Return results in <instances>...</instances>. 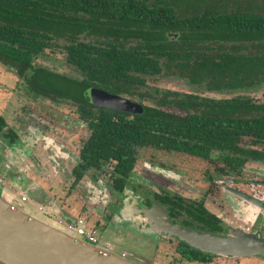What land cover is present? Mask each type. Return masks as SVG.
<instances>
[{"label":"trees","instance_id":"trees-1","mask_svg":"<svg viewBox=\"0 0 264 264\" xmlns=\"http://www.w3.org/2000/svg\"><path fill=\"white\" fill-rule=\"evenodd\" d=\"M258 12L264 0H0V65L33 97L83 106L92 87L149 103L131 119L97 111L88 121L84 165L115 161V173L126 176L135 153L150 147L201 158L218 151L233 171L264 160V103L202 95L264 89ZM50 48L61 49L81 80L33 65ZM153 77L182 81L189 92L148 87ZM160 201L172 214L187 208L180 198ZM178 252L186 261L207 258L184 243Z\"/></svg>","mask_w":264,"mask_h":264},{"label":"flooded vegetation","instance_id":"flooded-vegetation-1","mask_svg":"<svg viewBox=\"0 0 264 264\" xmlns=\"http://www.w3.org/2000/svg\"><path fill=\"white\" fill-rule=\"evenodd\" d=\"M258 13L261 15L264 14V12ZM76 76L77 79H69L81 80L80 74L76 73ZM91 89L103 91L92 87L86 89L83 95L85 104L83 106L75 105L70 100H60L51 96L33 97L26 91V93L33 98H41L56 105L64 104L75 108L74 114H69V116H75L76 114V121L82 123L84 137L82 138L79 135V138H76V136L72 135V138H69L66 135L65 139H68V144L69 141L75 142V140L76 144H78L72 154L69 152L68 146L64 144L65 139L58 141L46 137L38 151V153L41 151V155H36L33 152L29 153L34 145V142L30 141L29 138L26 139V143L28 144L22 146V151L20 150L16 153L15 150L21 145V141L16 134L8 128L0 115L4 122L0 130V152L4 150L11 151V155L7 154L11 159L3 160L2 157L4 155L0 153V185L2 187L7 188L9 191H13L18 188H28L31 184L35 183L44 184L45 191L44 189H40L42 191L41 200H39L38 203L34 202L39 212L61 225L70 223L76 218H81L88 228L93 229L96 244L112 251L114 247L111 244L106 242H104L105 244H99V240L96 239L101 227L105 226L106 223L110 224L112 220L118 223L131 222L132 229L141 230L142 233L153 236L155 241L162 240L163 238H166L167 241H174V252L179 256L180 260L189 264L199 263L196 261H186L182 258L178 252V247L180 243L184 242L175 237H166L156 231L150 232L149 221L140 210L150 209L152 205L164 209L167 214V219L171 224L180 225L192 231L218 237H227L229 236L228 231L230 229H236L264 242V177L258 178L257 176H252L251 178H242L244 168L247 164L264 167V160L248 159L239 169L230 171L228 166L224 163L221 153L218 151H210L209 156L201 158L173 151L144 147L135 153L133 167L126 176L115 173V161L110 160L108 162H101L100 165L95 168L84 165L81 159V151L91 133L88 128V121L93 119L97 111L106 110L119 115L118 117L122 119H131L132 116L141 115L143 111L142 107L149 104L147 101L139 103L137 99H130L123 94H112L103 91L139 105L141 107V112L128 113L94 106L87 95ZM164 110L168 112H179L174 109ZM64 119L65 124H63V128L65 130H68L67 128L76 124V122L72 120L73 118H69L71 119L70 123H67V118ZM242 143L245 145L247 142L243 141ZM263 148L262 151L264 152ZM146 149L165 154H175L180 157L206 163L207 166L211 167V172L209 174L206 173L205 186L202 187V189L207 193V189L210 188L211 194L207 193V197H202V199L184 198L177 192L171 193L163 188H159L158 191L146 190V196L144 198L137 196L138 189H142L141 184L135 183V180L132 178L134 176L135 165L138 162L139 151ZM30 162L34 163L35 169L30 165ZM151 165L153 166L152 174H154L156 178H160L172 184V181H176L179 178V173L171 168L164 167L159 163ZM39 179L42 181H38ZM57 191L61 195L62 201L69 199V196H73V201L79 205L78 212L80 216L70 220V222H66L61 217H58L57 213L51 210L53 200L46 198V192H52L54 194L58 193ZM228 195H230L231 198L226 202L227 200H225V197ZM109 196H111V198H109ZM164 197L180 198L184 201V207L187 208L175 210V213L172 214L167 206L160 201V198ZM25 198L28 201L30 200V198ZM97 202L101 205V210H97L95 206ZM178 211L180 212L179 215L176 214ZM186 245L191 250L200 252L207 257L205 262L199 264H209L215 257L233 258L204 253L188 244ZM121 256L126 257L125 254H121ZM249 258H260L264 260L259 256Z\"/></svg>","mask_w":264,"mask_h":264},{"label":"rangeland","instance_id":"rangeland-1","mask_svg":"<svg viewBox=\"0 0 264 264\" xmlns=\"http://www.w3.org/2000/svg\"><path fill=\"white\" fill-rule=\"evenodd\" d=\"M64 58L65 55L61 49L50 48L45 50L41 57L34 59L33 65L64 75L68 78L77 79L76 73L65 65ZM146 85L161 90L183 93L189 92L188 87L182 81L174 79L148 78L146 80ZM203 96L213 99L241 96L250 98L254 102L264 103V89L255 93H237L232 96L211 93H205ZM74 109V107L68 105H56L45 99L33 98L26 93L21 82L0 65V115L8 128L12 130L21 141V145L15 150L16 153L20 150L22 151V146H24V144H28L26 143L27 138L34 142L29 153L33 152L36 155L42 154L41 151L39 153L38 151L46 138L58 141L65 139L66 135L69 138H72V135L76 136V138H79L80 135L83 138L82 123L76 121V114L75 116H69V114H74ZM64 118L68 119L67 123L71 122L69 118H73L72 120H74L76 124L67 128L68 130H65L63 128V124H65ZM65 140L64 144L68 146L69 152H71V154L74 153L76 145H78L76 144V140L75 142L69 141V144L67 143L68 139L66 142ZM0 153L4 155L2 157L3 160L10 158L7 154H10L11 151L4 150ZM157 163L179 173V178L176 181H172L173 184L156 178V176L152 174L153 166L151 164ZM30 165L33 168L35 167L33 162H30ZM210 172L211 167L207 166V164L202 161L146 149L139 151L138 162L135 165L132 179L135 180V183L141 184L142 189H138V193L136 194L140 198L146 196V190L158 191L159 188H163L171 193L177 192L184 198L202 199V197L205 198L208 194H211L210 188L207 189L208 194L202 189V187L205 186L206 173L209 174ZM252 176H257L258 178L264 177V167L247 164L244 168L242 178L246 179ZM13 191L17 192L16 190ZM13 191H9L8 194L14 195ZM106 197L108 198L107 195ZM109 198H111V196H109ZM229 198H231L230 195L225 197V200H227L226 202H228ZM95 206L97 210H101L99 202L95 203ZM73 221L74 220L70 223ZM131 224V222L118 223L112 220L110 224L106 223L105 226L101 227L96 239L99 240V244H105L104 242L111 244L114 247L113 252L115 254L119 256L125 254L126 257L123 256L125 259L137 264H189L180 260L179 256L174 252V241H167L166 238L155 241L153 236L144 234L141 230L132 229ZM209 264H264V260L260 258L233 259L215 257Z\"/></svg>","mask_w":264,"mask_h":264},{"label":"water","instance_id":"water-1","mask_svg":"<svg viewBox=\"0 0 264 264\" xmlns=\"http://www.w3.org/2000/svg\"><path fill=\"white\" fill-rule=\"evenodd\" d=\"M174 37L169 35L170 39ZM87 95L94 106L141 112L139 105L103 91L91 89ZM8 192L0 185V264H137L76 236ZM140 211L149 221L150 232L175 237L201 252L264 259V242L240 230L230 229L229 236L218 237L171 224L166 211L159 206Z\"/></svg>","mask_w":264,"mask_h":264},{"label":"crops","instance_id":"crops-1","mask_svg":"<svg viewBox=\"0 0 264 264\" xmlns=\"http://www.w3.org/2000/svg\"><path fill=\"white\" fill-rule=\"evenodd\" d=\"M38 181H42V180L39 179ZM42 185L39 184V183L31 184L32 187L30 186L28 188H23V189H19L18 188L16 190L17 192H13V193H14V196L18 200H19L20 196H25L27 198H30L29 201L26 200L23 203L25 205H27L28 207H30L31 210H33L35 212H38L39 214H42L46 218H48L51 221H53L51 218H49L45 214L39 212L37 210V206H35L36 204L34 203V202H37L38 203L39 200H41V196H42L41 193H42V191L40 189H44V191H45L44 184H42ZM39 187H41V188H39ZM46 198H50L51 200H53V204L51 206L52 207L51 210H53L55 213H57L58 214V217H61L66 222H70V220L76 218L77 216H80L79 215V212H78L79 205L76 204L73 201V196H69V199H66L65 201H62L61 200V195L59 194V192L58 193H54V194L52 192H46ZM53 222H55V221H53Z\"/></svg>","mask_w":264,"mask_h":264},{"label":"built area","instance_id":"built-area-1","mask_svg":"<svg viewBox=\"0 0 264 264\" xmlns=\"http://www.w3.org/2000/svg\"><path fill=\"white\" fill-rule=\"evenodd\" d=\"M20 201L25 202V196H20ZM65 228L74 233L76 236L83 238L84 240L96 244L95 242V233L92 228H88L84 221L81 218H76L72 223H67ZM106 249V248H105Z\"/></svg>","mask_w":264,"mask_h":264}]
</instances>
